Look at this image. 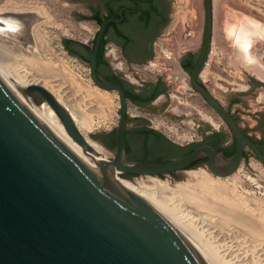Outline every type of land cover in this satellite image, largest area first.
Instances as JSON below:
<instances>
[{
    "label": "water",
    "instance_id": "water-1",
    "mask_svg": "<svg viewBox=\"0 0 264 264\" xmlns=\"http://www.w3.org/2000/svg\"><path fill=\"white\" fill-rule=\"evenodd\" d=\"M113 22L115 16L102 24L92 51L75 40L67 46L89 64L96 87L118 94L112 160L91 161L87 154L76 153L0 74V264H209L175 223L122 185L120 175L168 176L206 160L214 176L227 178L241 168L249 148L264 167L263 155L236 120L197 83L212 52L213 0H205V42L190 86L226 124L235 140V153L226 157L221 148L205 145L168 163L129 160L125 88L98 72L105 34ZM23 96L37 106L48 105L69 137L92 152L69 110L47 89L29 86Z\"/></svg>",
    "mask_w": 264,
    "mask_h": 264
},
{
    "label": "rangeland",
    "instance_id": "rangeland-1",
    "mask_svg": "<svg viewBox=\"0 0 264 264\" xmlns=\"http://www.w3.org/2000/svg\"><path fill=\"white\" fill-rule=\"evenodd\" d=\"M204 1L205 0H202L198 4V0H183V3L181 0L183 14L181 13L182 16L180 15L178 18L179 25L176 32L163 39V49L158 52V60L152 62V65L145 68H138V74L142 78L148 79L149 81L154 80V75L150 73L153 69H163L166 70L168 74L171 68L166 64L167 59L172 56L180 57L181 55H177L179 45L181 42L182 47L185 45L183 41H185L186 38L182 40L180 37L182 30L183 32H192L191 38L194 36L197 41L195 51L198 53L200 52L205 27ZM213 2V51L209 64L203 73V79L208 80L205 79L204 76L211 73L213 77L209 79L206 84L213 89L215 94L223 101V104H227L223 89L233 87V85L236 84L246 86L240 74L242 66L238 57L241 50H239V46L235 42L236 34L246 31L248 34L247 36L250 37L249 50L251 55L258 59L264 58V0H214ZM0 7L7 9L8 12H24L29 10L39 15L32 30L35 37V45L33 46V48L36 49L35 52L46 62L53 61L54 64L57 63L58 66L59 63L60 65L63 64L66 70H68L75 79L82 80L83 83L81 86L85 87L89 93H93L92 95H94V98H96V96L99 97L97 99L99 105L97 111H95V115L97 114V116L93 119V121L99 125L95 126L93 130L87 131L86 134L91 141H94L98 146L100 145L103 149L104 158L106 160H112L115 156V149L109 148L106 145L104 146L99 140L106 141L107 136L115 134L116 128L119 125L120 103L118 94L115 92L103 91L96 87L90 76L89 64L69 52L63 43L65 39L88 42L91 37L89 26L85 22H75L71 20L64 12L65 9L53 0H0ZM182 26H184V29ZM233 29L236 34L233 33ZM220 34L224 37L225 41L223 42L226 45V52H222L220 46H218ZM38 35L42 38L39 39ZM1 36L2 35H0V38H2ZM179 41L181 42L179 43ZM44 43L52 50L54 58L51 59V54L44 51ZM24 63V59H21L19 62L20 65ZM125 73H128V71L125 70ZM140 83L143 82L140 80ZM229 83L232 84L230 85ZM181 85L182 81L178 89L184 94L172 92V95L176 96V98L160 99L156 102L155 106L150 109H139L129 102V129H133L140 125L135 122V119L139 117L148 121L153 129L161 132L169 140L181 146L201 143L204 137L201 133L202 128H199L201 126H205L206 130L212 125L216 127L220 126V129L229 133V129L221 117L199 96L192 95L191 91L188 90V86L181 87ZM242 109H245L247 112L243 117L254 129L256 124L252 116L254 115L253 113H256V109H258L257 104L251 99L247 101L245 106H242ZM201 121H205V123ZM247 125L248 124L243 123V126L248 127ZM254 131H256L254 134L260 136L261 131L259 129H254ZM96 137H99V139ZM194 174H201L202 180L203 178L209 179L211 183L217 184L219 187L226 190L228 192H226V194H233L231 195L234 196L233 198H235V203L237 204L235 206V212L229 209V211L227 210L222 216L215 213L219 218L221 216L220 221L222 222L218 221L214 227L215 229L210 227L212 231L209 226L206 227L207 229L204 226L202 230L204 234H206L204 235L205 238L208 239L209 236L208 240L210 243L212 242L213 245L216 244L214 246H216L218 251L221 250V256L224 259L227 257L225 261L227 260L226 262L228 264H232L233 261V264H246L245 261L242 262L239 259L238 251L233 248L232 241L226 233L230 232L231 228L236 226L235 228L240 230L238 232L241 234V237H243L242 234H246L245 237L251 235L257 239L259 237L256 232H260L261 234L263 233L262 238H264V167L254 155L249 153L241 168L234 175L227 178L214 176L204 165L168 176H137L129 178L125 175H120L119 178L129 180L135 185H143L151 194H154L163 202L168 203V201L170 202L171 199H174L171 202L177 204L179 201L177 208L181 211L183 217L189 218L193 221L194 225L198 227L199 225H204L202 218H204L205 215L203 214H205L204 212L207 210L205 208L203 209L202 206V208L198 206V203L194 200H192L194 201L193 203L191 201L190 204L189 201V204H186V202L183 201L184 199L177 196L179 191H177V189H179L181 185L190 186L191 184L194 185L198 182H202L196 181L192 177ZM198 186L202 187V185ZM226 194L223 193V195H225L222 199L223 201L224 199L225 201L229 199H227ZM238 210L244 211L241 212L242 215L238 213ZM210 215L212 214L210 213ZM243 215H245V217H243ZM216 229H218V234H221L223 238L221 235V239L219 238V235L215 232ZM226 229H228L227 232ZM184 230L187 231V229ZM233 236L236 235L234 234L232 237ZM215 240L218 243L214 242ZM223 242L225 244L228 243L227 245L229 247L225 246ZM218 244L220 245L218 246ZM223 249H226V251L223 252ZM232 251L236 253L234 252L233 254ZM223 253H225V255ZM229 253H232L231 256Z\"/></svg>",
    "mask_w": 264,
    "mask_h": 264
},
{
    "label": "flooded vegetation",
    "instance_id": "flooded-vegetation-1",
    "mask_svg": "<svg viewBox=\"0 0 264 264\" xmlns=\"http://www.w3.org/2000/svg\"><path fill=\"white\" fill-rule=\"evenodd\" d=\"M53 1L62 7L64 5L67 6L63 7L65 9L64 12L71 20L75 22H85L89 26L91 37L88 42L83 43L87 45L90 51L95 47L96 38L102 24L112 16L117 18V22L111 23L106 31L104 56L98 67V72L106 75L109 79L120 82L126 92L134 93L139 99L146 100L159 93L145 107L135 104L131 98H128L129 102L139 109H150L155 106L156 102L160 99L176 98V96L172 95V92L184 94L178 89L181 81V87L188 86V90L191 91V94L197 95V93L191 89L190 79L203 52L205 27L203 42L199 53L195 51L197 41L194 36L191 38L192 32L181 31V39L184 40L186 38L185 41L189 43L188 46L187 44L184 45L183 52L181 56L178 57V68L183 75V80L178 76H174L173 79L169 77L172 73L173 66L169 65L168 60L172 59L173 56L167 59V65L171 68L168 71V74L166 73V70L153 69L150 73L154 75L155 79L150 81L142 78L138 74V68H145L152 65V62L158 60V52L163 49V39L176 32L179 25L178 18L183 14L181 0ZM27 12L28 13L26 14H28V16L24 15L25 12H7L0 14V35H2V38L0 39H6L23 48H33L35 45V37L32 30L39 15L34 11L27 10ZM183 27L184 26H182V28ZM233 33H235L234 29ZM236 35L235 42L239 46V50H241L238 57L242 66L240 74L246 86L236 84L233 85V87L223 89L227 102V104H223V101L215 94V92L211 91L210 87L206 84L209 79H203V73L207 66L198 76L197 83L199 86L208 90L213 97L228 110L238 123L244 136L248 137L253 142L264 157V58L258 59L251 55L249 50L250 37L247 36L248 34L246 31H243L242 33L239 32ZM71 41L72 39H65L63 41L64 46L67 48ZM185 41H183V43H185ZM125 70H127L128 73H125ZM140 80L143 83H140ZM229 84L231 85L232 83ZM199 97L208 105L201 96ZM251 99L255 101L258 107L256 113H253L254 115L252 117L256 124L254 129H259L261 131L260 136L254 134L256 131H254L251 125L243 117L247 112L245 109H242V106H245L247 101ZM208 106L211 107L210 105ZM138 119L139 117L135 119V122L140 125L133 129H128V131L139 129L155 130L149 123L144 124ZM201 122L205 123V121ZM243 123L248 124V127L243 126ZM199 128H202L201 133L204 135L201 141V143L204 144L202 146H217L221 148L226 157L233 156L236 144L230 131L227 133V131L220 129V126L216 127L214 125L208 127L207 130L205 126ZM214 140H218L219 144H210ZM248 152L256 157L252 149L249 148L245 153L244 160L248 157ZM201 165L206 166V160L193 165L190 169Z\"/></svg>",
    "mask_w": 264,
    "mask_h": 264
},
{
    "label": "bare ground",
    "instance_id": "bare-ground-1",
    "mask_svg": "<svg viewBox=\"0 0 264 264\" xmlns=\"http://www.w3.org/2000/svg\"><path fill=\"white\" fill-rule=\"evenodd\" d=\"M201 1L202 0H198V4ZM7 12H8L7 9H5V8L3 9L2 7H0V14L7 13ZM10 12H12V11H10ZM24 12H25L24 15L28 16V14H26L28 12L27 11H24ZM220 32H221V30H220ZM41 38L42 37L39 36V39H41ZM219 39L221 41L219 40L218 46H220V50H222V52L223 51L225 52L226 45L223 42L225 40L221 34L219 35ZM180 42L181 41H179V43ZM181 43L179 45L178 54H177L179 56L181 55V53L183 52V49H184L181 46ZM185 44H187V46L189 45V43L186 41H185ZM43 48H44V51L46 53L51 54V59L54 58L52 50L49 48V46L46 43H44ZM212 48H213V45H212ZM35 51H36V49H34L32 47L23 48V47H20L17 44L10 42L6 39H0V74L3 76V78L9 83V85L13 89L22 98L25 99V101L32 108L33 112L57 136H59L65 143H67V145H69L76 153H78L79 155H82L83 157H87V156H85V154H87L88 158L91 161H94L95 159H99V160L105 159L104 155H103L104 154L103 149L100 147V145L98 146V144H96L94 141H91V139L86 134L87 131L93 130L95 128V126L99 125L98 123H95L93 121L94 117L96 118V116H97V114L95 115V111H97V107L99 105V102L97 100L99 97H97L95 95L96 98H94L93 97L94 95H92L93 93H89L88 90L85 89V87L81 86V84L83 83L82 80H79L77 78L75 79V77L71 73H69L68 70H66V68L64 67V65L62 63H61L62 65H60V63H59V66H58V64L57 63H56L57 65L54 64L53 61H52L53 63L52 62H46ZM21 59H24V61H25V63L22 65H20L21 63L19 64ZM168 62H169L170 66H173L172 73L169 75V77L171 79H173L174 76L175 77L178 76L180 79L183 80V75L181 74L180 69L178 68V57H173L172 59L168 60ZM212 77L213 76L211 75V73L204 76L205 79H211ZM33 85H38V86H41V87L47 89L51 94H53L55 96V98L63 106H65L69 110V112L71 113L79 131L81 132V134L83 135V137L87 141L88 145L92 148V152H88L86 149H84L81 146H79L78 144H76L69 137V135L67 134V132H66L64 126L62 125L61 121L59 120V118L57 117L55 112L48 105L44 104L41 106H37L30 98L23 96L24 89H26L29 86H33ZM210 89H211V91H213V89L211 87H210ZM192 177L196 181H202V182H200V183L198 182L199 184L196 183L194 185L191 184L190 186L189 185H181L180 187L178 186L179 189H177V191L178 190L179 191H178L177 196L184 199L183 201L186 202V204H189L188 203L189 201L191 204V201L194 200L196 203H198V206H200V207L202 206L203 209L205 208L207 210L206 211L207 213L204 212L205 214H203V215H205L204 218H202V222L204 225L203 226L199 225L200 227L199 226L197 227L196 225H194L193 221H191L189 218L183 217V215L181 214V211L177 208V204L179 203V201L177 204L176 203L174 204V202H171L174 199L173 200L171 199L170 202L168 201V203H166V202L161 201V199H158L154 194H151L141 184L135 185L133 182H131L129 180H124L121 178H119V181L121 182L122 185H124L129 190H131V191L135 192L136 194H138L139 196L147 199L160 212H162L165 216H167V218H169L173 223H175L187 235V237L192 241V243L197 247V249L200 251V253L203 255V257L206 259V261L209 264H228L226 262L227 260L225 261V259L227 257H225V259H224L221 256V254H220L221 250H219L220 251L219 252L216 249V246H214L216 244L213 245L212 242L210 243V241L208 240L209 236H208V239L205 238L204 235H206V234H204L202 229H204L203 228L204 226H205V228L207 226H209V228L210 227L214 228L218 221L222 222V221H220L221 216L227 210L229 211V209H231V210H234V212H235V210H236L235 206L237 205L235 203V198H233L234 196H232L233 195L232 193H231L232 195L226 194V192H227L226 190L219 187L217 184L211 183V181L209 179L203 178V180H202L201 174H194ZM198 185H202V187H199ZM223 193L226 194L227 199L229 198L228 199L229 201L228 200L225 201V199H224V201L222 200L225 196V195H223ZM175 199H177V198H175ZM194 201H192V203ZM239 211L240 210H238L239 214L241 212H244V211H240V212ZM209 212L212 215H210ZM215 213L220 214L221 215L220 218H219V216H216ZM240 215H242V213ZM243 217H245V215H243ZM226 218H227V216H226ZM235 227L231 228L230 232H227L228 229H226V232H227L226 234H228L229 238L232 241L231 243L234 246V247L233 246L232 247L238 251L239 259L242 262L245 261L246 264H264V238H262L263 233L261 234L260 232H256V229H255V232H256V234H258L259 238L255 239L253 236L250 235L251 236V239H250V236L248 237V235H247V237H245V235H246L245 233H244L245 235L242 234V236L245 237V238H243V237H241V234H239V232H238L240 230L239 229L237 230ZM225 228H226V226H225ZM184 229H187L188 233ZM210 229H208V230H210ZM211 231H212V229H211ZM250 231H251V229H250ZM257 231H258V229H257ZM259 231H260V229H259ZM215 232H216V234H218V229H216ZM209 234H210V232H209ZM234 234L236 236L232 237V235H234ZM220 235H219V238H220ZM221 237H222V235H221ZM225 237H227V236H225ZM213 238H215V237H213ZM229 238H227V239H229ZM247 238H249V239H247ZM224 240H226V239H224ZM211 241H212V239H211ZM214 242H216V240ZM216 243H218V242H216ZM227 244H225V246L229 247ZM219 245L220 244H218V246ZM225 246H223V247H225ZM225 251H226V249L223 252H225ZM235 251H232V253L234 254ZM223 254L225 255V253H223ZM231 254H230V256H231ZM232 258H230V259H232ZM228 262H230V261H228ZM233 262H232V264H233ZM229 264H231V263H229Z\"/></svg>",
    "mask_w": 264,
    "mask_h": 264
},
{
    "label": "trees",
    "instance_id": "trees-1",
    "mask_svg": "<svg viewBox=\"0 0 264 264\" xmlns=\"http://www.w3.org/2000/svg\"><path fill=\"white\" fill-rule=\"evenodd\" d=\"M69 51V50H68ZM70 52V51H69ZM127 98H131L133 102L141 107L147 106L159 93L146 100L139 99L134 93L126 92ZM140 122L148 124L145 119L139 118ZM99 139V137H96ZM101 141L107 147L115 149V134L106 137V141ZM127 155L128 159L137 162H155L168 163L178 160L197 148L201 147L202 143L181 146L169 140L164 134L156 130L139 129L131 130L126 133ZM209 143V142H206ZM205 143V144H206ZM210 144L218 145L219 141L214 140ZM126 177H134L125 175Z\"/></svg>",
    "mask_w": 264,
    "mask_h": 264
},
{
    "label": "crops",
    "instance_id": "crops-1",
    "mask_svg": "<svg viewBox=\"0 0 264 264\" xmlns=\"http://www.w3.org/2000/svg\"><path fill=\"white\" fill-rule=\"evenodd\" d=\"M166 64H167V61H166Z\"/></svg>",
    "mask_w": 264,
    "mask_h": 264
}]
</instances>
